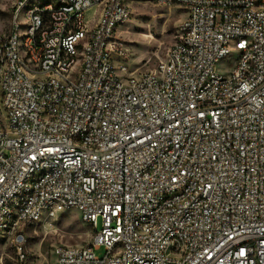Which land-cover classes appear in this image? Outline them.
<instances>
[{
	"label": "built area",
	"instance_id": "1",
	"mask_svg": "<svg viewBox=\"0 0 264 264\" xmlns=\"http://www.w3.org/2000/svg\"><path fill=\"white\" fill-rule=\"evenodd\" d=\"M154 1L186 17L146 71L117 34L128 0L17 1L0 236L77 211L93 238L58 264H264V0Z\"/></svg>",
	"mask_w": 264,
	"mask_h": 264
},
{
	"label": "rangeland",
	"instance_id": "2",
	"mask_svg": "<svg viewBox=\"0 0 264 264\" xmlns=\"http://www.w3.org/2000/svg\"><path fill=\"white\" fill-rule=\"evenodd\" d=\"M18 0H0V38L11 29ZM132 10L130 21L118 31L120 44L131 53L133 70L152 68L175 42L177 29L186 17L179 6H161L154 0H128ZM92 10L89 11L90 16ZM0 123L4 117L0 108ZM21 247L14 236H0V264H58L54 255L57 246H86L93 231L83 222L77 211L63 213L55 218L21 227ZM21 250V251H20ZM105 250L97 252L104 256Z\"/></svg>",
	"mask_w": 264,
	"mask_h": 264
}]
</instances>
